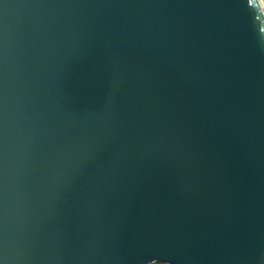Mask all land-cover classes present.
<instances>
[{"label":"water","instance_id":"obj_1","mask_svg":"<svg viewBox=\"0 0 264 264\" xmlns=\"http://www.w3.org/2000/svg\"><path fill=\"white\" fill-rule=\"evenodd\" d=\"M264 264L258 0H0V264Z\"/></svg>","mask_w":264,"mask_h":264},{"label":"bare ground","instance_id":"obj_2","mask_svg":"<svg viewBox=\"0 0 264 264\" xmlns=\"http://www.w3.org/2000/svg\"><path fill=\"white\" fill-rule=\"evenodd\" d=\"M258 3L262 9L263 14H264V0H258Z\"/></svg>","mask_w":264,"mask_h":264},{"label":"rangeland","instance_id":"obj_3","mask_svg":"<svg viewBox=\"0 0 264 264\" xmlns=\"http://www.w3.org/2000/svg\"><path fill=\"white\" fill-rule=\"evenodd\" d=\"M156 264H160V263H156Z\"/></svg>","mask_w":264,"mask_h":264}]
</instances>
